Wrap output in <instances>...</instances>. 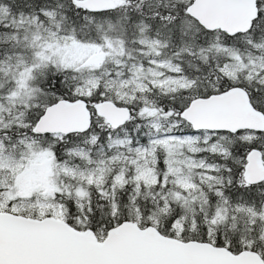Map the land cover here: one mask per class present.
Returning <instances> with one entry per match:
<instances>
[{
    "label": "snow or ice",
    "instance_id": "6c2138e0",
    "mask_svg": "<svg viewBox=\"0 0 264 264\" xmlns=\"http://www.w3.org/2000/svg\"><path fill=\"white\" fill-rule=\"evenodd\" d=\"M0 264H264V0H0Z\"/></svg>",
    "mask_w": 264,
    "mask_h": 264
}]
</instances>
